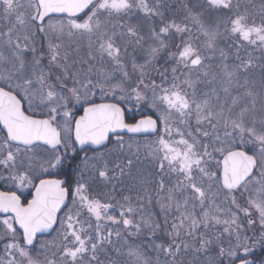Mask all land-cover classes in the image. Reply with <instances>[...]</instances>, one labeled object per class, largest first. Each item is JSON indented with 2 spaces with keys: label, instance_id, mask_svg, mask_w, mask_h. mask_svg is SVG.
<instances>
[{
  "label": "snow or ice",
  "instance_id": "1",
  "mask_svg": "<svg viewBox=\"0 0 264 264\" xmlns=\"http://www.w3.org/2000/svg\"><path fill=\"white\" fill-rule=\"evenodd\" d=\"M176 7L0 0V264H264V0Z\"/></svg>",
  "mask_w": 264,
  "mask_h": 264
},
{
  "label": "trees",
  "instance_id": "2",
  "mask_svg": "<svg viewBox=\"0 0 264 264\" xmlns=\"http://www.w3.org/2000/svg\"><path fill=\"white\" fill-rule=\"evenodd\" d=\"M172 3L175 4L177 7H176V11L177 13L179 12V0H172ZM241 3L242 4H245V3H255L257 9L259 8L260 6V0H241ZM251 50V49H250ZM256 53H259V51H256L254 54ZM127 135L125 136V139H127ZM150 138H153V137H147V139H150ZM139 139H145V137H139ZM117 199H119V196H117ZM261 257H264V249H261L259 247H256L255 249V255L250 257V258H253V259H256L257 261L261 258Z\"/></svg>",
  "mask_w": 264,
  "mask_h": 264
},
{
  "label": "flooded vegetation",
  "instance_id": "3",
  "mask_svg": "<svg viewBox=\"0 0 264 264\" xmlns=\"http://www.w3.org/2000/svg\"><path fill=\"white\" fill-rule=\"evenodd\" d=\"M0 190L3 191V190H7V187L6 186H3V187H0ZM54 234V233H53ZM52 234V235H53ZM44 238H49V237H44Z\"/></svg>",
  "mask_w": 264,
  "mask_h": 264
},
{
  "label": "rangeland",
  "instance_id": "4",
  "mask_svg": "<svg viewBox=\"0 0 264 264\" xmlns=\"http://www.w3.org/2000/svg\"><path fill=\"white\" fill-rule=\"evenodd\" d=\"M255 55H256V56H259L260 53H256ZM150 139H155V137L153 136V138H150ZM6 187H7V186H6ZM53 235H55V233H54ZM47 239H51V237H49V238H47Z\"/></svg>",
  "mask_w": 264,
  "mask_h": 264
},
{
  "label": "water",
  "instance_id": "5",
  "mask_svg": "<svg viewBox=\"0 0 264 264\" xmlns=\"http://www.w3.org/2000/svg\"><path fill=\"white\" fill-rule=\"evenodd\" d=\"M1 191V190H0ZM252 259V258H251Z\"/></svg>",
  "mask_w": 264,
  "mask_h": 264
}]
</instances>
